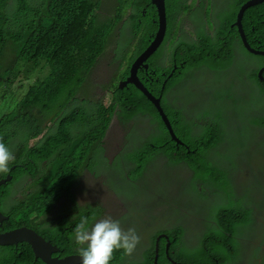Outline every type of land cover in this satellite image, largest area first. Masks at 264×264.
<instances>
[{"label": "trees", "instance_id": "trees-1", "mask_svg": "<svg viewBox=\"0 0 264 264\" xmlns=\"http://www.w3.org/2000/svg\"><path fill=\"white\" fill-rule=\"evenodd\" d=\"M130 1L0 0V87H9L6 95L10 96L14 84L9 83L10 80H16L20 75L27 83L34 79L16 101L15 118L8 125L16 127L17 132L24 131L18 153L25 162L34 161V164L26 168L18 167L14 172L15 182L24 179V183H19L27 191L17 205L3 206L9 197V191L3 187L1 206L8 210L5 213L8 218L2 221L3 227H30L38 220L45 223L57 221L60 231L64 232L65 225L59 219H53V215L62 200L73 197V186L81 171L86 169L82 165L84 155L88 154L84 147L90 149L92 137H95L97 145L92 147V151L100 159L108 160L105 156V137L111 121L116 117V121L129 132L134 118L142 116L150 124L144 126L137 146L129 145L128 134L122 151L110 165L116 171L115 178L127 182L126 185L133 191L138 182L150 178L159 167L170 170L186 166L192 172L191 180L207 189V192L200 189L197 194L204 201L212 200L209 208H213L210 221L205 220L201 237L195 245L185 244L183 228L166 226L167 229L151 238L139 260L126 261L121 249L116 250V256L113 254L110 264H154L156 239L160 235L164 238L159 242L158 264L233 263L240 254V235L255 222V209L263 208L254 189L243 184L247 187L243 192L234 181V164L237 156L244 154L248 145L254 142L253 135L258 136L259 158L264 156V113L256 112L242 122V126L233 125L231 121L236 122V117L226 110L207 105L201 98L204 95L199 91L201 89L194 87L191 90V86L179 84V80L173 77L162 91L163 77H159V83L154 81L147 85L156 96L162 94V108L171 116L177 136L186 144L185 148L181 146L178 149L152 101L133 83L124 89L120 86L121 79L130 75L132 65L150 44L152 34L159 27L151 19L144 18L142 0L136 1V8L130 16L129 9L134 3ZM239 1L242 4V0ZM250 9L252 7L247 10ZM153 13L156 14V11ZM130 22L135 23L136 31L141 33L137 51L131 55L130 66L122 74V71L113 73L111 84L105 87L110 95L107 103L102 98L91 103L90 99L81 95L88 91L86 79L93 75L113 33L121 24V32L124 31ZM167 27L166 34L170 39V17ZM236 36L229 22L216 23L213 35L203 37L200 33L196 42L183 40L174 43L170 40L166 49L165 41L149 59L148 66L151 69L160 68L163 51H167L168 55L164 64L172 63L175 56L171 55V51L174 49L175 53L178 49V56L183 53L184 60L188 61L186 70L197 66L225 70L235 58ZM116 58L120 60L117 53ZM122 61L124 63L126 59ZM179 61L175 60L174 64ZM139 76L142 78L144 73L140 72ZM259 85L264 96V86ZM4 97L0 95V101ZM45 127L50 134L35 147H28L32 136ZM79 127L86 128L78 132ZM85 139L88 141L86 145ZM226 139L230 143L228 155L220 149ZM176 151L177 154L174 153ZM262 159L264 161V157ZM179 170L187 175L186 169ZM118 173L121 178H118ZM102 215L103 209L99 207L89 222L102 219ZM114 220L117 218L114 217ZM166 237L171 243L170 257L166 254ZM47 238L65 253H72L77 248L65 241L60 242L54 235ZM21 249L22 253H19ZM34 257L26 243L17 249L13 245L0 246V264H31ZM39 264L45 263L41 261ZM261 264H264V259Z\"/></svg>", "mask_w": 264, "mask_h": 264}, {"label": "rangeland", "instance_id": "rangeland-1", "mask_svg": "<svg viewBox=\"0 0 264 264\" xmlns=\"http://www.w3.org/2000/svg\"><path fill=\"white\" fill-rule=\"evenodd\" d=\"M127 20L128 16L125 21ZM122 26L121 24L110 37L106 52L98 60L93 75L86 79L85 84L88 86L86 89L89 88V90L87 94H81L85 98L92 101H99L102 98V101L107 103L110 95L105 87L111 84L113 73L122 71V74L129 67L131 55L137 51L141 33L136 31L135 23L130 22L121 32ZM165 48L167 49L168 46ZM118 51H120V55H118ZM236 51L238 54L224 77L217 78L211 105L220 106L232 113L236 117V122L232 120V124L242 126V122H246L256 112L264 113V96L260 89L249 81V77L247 78V75L249 76L248 68L254 65L257 60L245 55L243 48L240 49L236 46ZM116 53L120 57V62H116ZM163 55L166 59L167 51H163ZM124 58L126 61L123 63ZM33 81L34 79H31V83H27V80H24L20 75L16 80H10L9 83L15 82L14 84H18L19 89L22 88L18 94V98H20L28 85L33 84ZM14 84H12L13 88ZM4 87H0V91L3 90L2 93L0 92L1 96H6L9 90V87ZM219 91L227 92L228 95L223 97ZM4 112H8L7 108L2 110V113ZM136 120L134 128L140 129L139 131H143L144 126L150 124L142 116ZM52 123L53 121L50 122V124ZM42 132L44 130L41 129L35 136H40ZM107 132L105 156L110 160L117 149L120 146L123 147L127 142V138L125 141L127 128L118 123L115 117ZM257 137V135H253L254 142L248 145L244 154L242 153L240 157L237 156L234 164L236 169L234 181L243 192L247 190L243 184L254 189L255 196L260 199L263 208L255 209V222L240 235L239 257L230 264H261L264 259V161L262 159L264 156L260 155L259 158ZM220 149L222 153L227 155L230 153V143L227 139ZM179 168L186 169L187 175ZM83 172L84 170L80 174ZM101 173L103 177L99 176L97 198L100 207L105 208L107 212L106 216L102 215L103 218L107 216H111L113 219L117 218L122 228L134 227L140 237V243L131 255H126V261L139 260L144 250H147L151 238L167 229L166 226L175 225L183 228L185 244L195 245L199 241L205 220L210 221L213 206L209 207L212 200L204 201L197 194V191L200 192V189L203 188L199 182L191 180L192 172L186 166H178L170 171L164 166L159 167L150 178L138 182L133 191L130 186L126 185L127 182L115 178L116 171L113 167L102 170ZM118 178H121L120 173H118ZM18 187L23 189L20 185ZM203 190L207 192V189ZM23 191L25 190L23 189ZM116 253L118 251L115 250V256Z\"/></svg>", "mask_w": 264, "mask_h": 264}, {"label": "flooded vegetation", "instance_id": "flooded-vegetation-1", "mask_svg": "<svg viewBox=\"0 0 264 264\" xmlns=\"http://www.w3.org/2000/svg\"><path fill=\"white\" fill-rule=\"evenodd\" d=\"M136 1L137 0L130 1L131 4L134 2L129 9L130 16L133 15V10L134 8H136ZM249 1L251 0H242V4H240L239 0H202V2L201 0H166L167 21L169 23L170 17L172 23V32L170 34V39H168L166 34V46H170V40H173L174 43L183 40L187 42H196L199 40L198 35L200 33L203 37L213 35L216 28V23L220 24L222 21H225L227 23L229 22L231 30L237 33V46L240 49L243 48L249 58H254L257 60L254 65L248 68L249 76L247 75V78L249 77L250 80H248L250 82H253L260 89L259 83L264 86V81H260L258 79V73L260 70H262L261 75L264 80V0L259 5L252 7V9L246 10L242 17V27L245 33L246 40L251 48H255L256 51L260 52L259 54H252L248 51V49L245 48L239 32V28L237 25H235L242 6ZM141 7L144 18L146 20L151 19L154 24L158 26V11L156 6L153 5L152 0H142ZM155 11L156 14L153 13ZM148 13L149 16L147 17ZM156 32L157 30L154 32V34ZM154 34H152V37ZM152 37L150 39H152ZM236 54L238 53L235 49V56ZM171 55L175 56V59L172 63L166 62L164 64L165 60L163 59L161 62H159L160 68L156 67L155 69H151L149 66L148 70H140L139 73H144V76L142 78H140L138 73L141 81H143L148 87L147 83L151 84L154 81L159 83V77H163V91L166 87V84H168L173 77H176L179 80V84H187L191 86V90L194 87L201 89L199 91L204 94L201 95V98L207 105L217 110H225L220 106L211 105V102L213 100L212 96L215 93L214 86L217 84V78L220 77L222 79L229 68L225 70H214L197 66L186 70L188 61L184 60V54L180 53L178 56V49H176L175 53L174 49H172ZM175 60L180 61L177 64H174ZM116 62H120V60L116 58ZM157 71H159V73ZM129 76L127 77V79H129ZM130 85L131 83H129V86ZM12 89L13 90L10 96L6 95L3 98V101H0V138H2V141L12 151L15 157V159L9 164V172L6 174H0V182H4L7 177H10L9 181H5L4 184L0 185V196L4 193V186L9 191V197L7 198L8 201L3 204V206H5L6 208H9L13 204L17 205L18 200L24 197L27 193V191H23V189H19L18 187L20 185L19 182L24 183V179L15 182L14 172L18 167L26 168L28 165L34 164V161L31 163L25 162L22 155L18 153V150L22 145V137L24 131L17 132L16 127L8 126L10 121L15 118L14 114L16 101H18L17 94H19V91L22 88L19 89L18 84H14V88ZM222 95L223 97H226L227 92ZM158 96L162 97V94H159ZM90 102L92 103L97 101L90 100ZM6 108L8 112L2 113V110ZM177 108H179L178 105ZM7 114L9 115L7 116ZM168 117L170 118L172 123L171 116L168 115ZM136 118L137 117H135L132 121L131 125L133 126V128H131L129 131L128 141L130 142L129 145L131 146L140 143V133L142 134V131H139L138 128H134V122ZM6 126L8 127L5 128ZM85 128L86 127H79L77 131L79 132L80 130H83ZM43 130L44 132H42L40 136H32L33 138H31L27 143L28 147H35L50 134L48 127H45ZM107 134L108 132L106 133V135ZM127 136L128 131L125 135V141ZM92 138L94 139H92L91 141V148L88 149L86 146L84 147V149L87 150L88 154L84 155L85 160L82 161V165H85L86 169L84 170L83 174H80L73 186V197L70 199L66 197L65 200H62L58 207L59 211H55L53 215V219H59V221L63 225H65L64 232L60 231L59 222L57 221H50L48 223H45L44 221L38 220L32 226H30L46 240L48 239V236L54 235L55 238L60 242L65 241L68 245L77 246L75 251L72 253H65L63 249L59 247L60 251L54 253L53 257L63 258L67 255L79 254L78 248L80 247V245H77L75 243L73 229L75 225L80 222L81 217L92 218L93 213L98 212V209L100 207V202L97 198L99 189V176L103 177L101 171L111 167L110 165L112 164L116 154L122 151V146H120V148L117 149L110 160L105 161L104 158L100 159L99 156L92 151V147L94 145H97L95 137ZM84 142L85 145L88 144V141H86V139ZM180 147L181 146H177L178 149ZM182 147L185 148L186 144L184 143V146ZM174 153L177 154V151ZM125 173L126 172L124 171L123 174ZM127 175L128 174H126V176ZM21 188H23V186ZM1 203L2 202L0 201V211L5 216V213L8 210L3 209ZM102 209L104 216H106V209L103 207ZM95 220L97 219L90 221L89 224L91 225ZM5 231H8V229H4L2 222L0 226V233H3ZM49 241L51 242L52 240L50 239ZM21 244L23 243H17L13 246L15 249H17ZM19 253H22V249L19 251ZM40 262L41 260H36L34 257V260L31 264H39Z\"/></svg>", "mask_w": 264, "mask_h": 264}, {"label": "water", "instance_id": "water-1", "mask_svg": "<svg viewBox=\"0 0 264 264\" xmlns=\"http://www.w3.org/2000/svg\"><path fill=\"white\" fill-rule=\"evenodd\" d=\"M263 0H251L247 2L245 5L242 6L237 21L235 25L238 26L240 35L242 37L244 46L248 51L252 54H259L260 52L256 51L255 48H251L249 43L246 40L245 33L243 31L242 27V17L244 12L254 7L260 3H262ZM153 5L156 6L158 11V23L159 27L157 32L153 35L152 40L150 44L147 46L145 51L140 55V57L137 59V61L134 63L131 69V73L129 76V79H123L120 81V86L124 89L129 85V83H133L135 87H137L141 92H143L150 101L155 105L157 108L166 128L168 129L172 141L176 142L179 146H184L183 141L177 136L172 123L168 117V115L164 112L161 104V96L154 95L143 83V81L140 80L138 76L139 70L145 69L148 70L149 66L146 64L150 58H152L158 49L161 48L162 44L165 42L166 38V31L168 26L167 21V13H166V4L165 0H152ZM245 55L247 53L245 52ZM262 70L258 73V79L260 81H264L262 78ZM188 148V147H187ZM10 177H7L5 181H9ZM4 182H0L1 184H4ZM8 217L4 216L2 212L0 211V226L3 220H6ZM163 236H160L155 244V257H154V264H158L159 259V242L163 239ZM167 240V246H166V254L169 256V248L171 243L169 242L168 238H165ZM17 243H26L28 246L31 247L36 260H41L45 264H82L81 257L79 254H73V255H67L63 258L59 257H53L54 253H57L60 251V248L53 245L50 241H47L45 238H43L39 233L35 231V229L28 227V226H19L14 227L12 229H8V231H5L3 233H0V246H12L16 245ZM174 264H180L178 262H174Z\"/></svg>", "mask_w": 264, "mask_h": 264}, {"label": "clouds", "instance_id": "clouds-1", "mask_svg": "<svg viewBox=\"0 0 264 264\" xmlns=\"http://www.w3.org/2000/svg\"><path fill=\"white\" fill-rule=\"evenodd\" d=\"M148 89L150 90V88ZM14 159L15 157L12 151L2 141V138H0V174L9 172V164ZM73 232L75 243L80 245L78 252L82 264H110L115 250L122 249L125 255H131L140 243V237L134 227L124 229L121 227L120 221L114 220L111 216L95 220L91 225L89 224L88 217H81L80 222L75 225Z\"/></svg>", "mask_w": 264, "mask_h": 264}, {"label": "crops", "instance_id": "crops-1", "mask_svg": "<svg viewBox=\"0 0 264 264\" xmlns=\"http://www.w3.org/2000/svg\"><path fill=\"white\" fill-rule=\"evenodd\" d=\"M130 66V65H129ZM56 211H59V209L57 208Z\"/></svg>", "mask_w": 264, "mask_h": 264}]
</instances>
